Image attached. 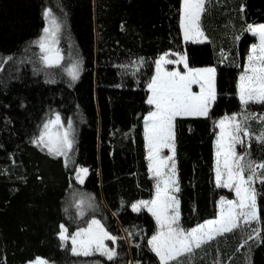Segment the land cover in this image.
Segmentation results:
<instances>
[{
	"label": "trees",
	"instance_id": "1",
	"mask_svg": "<svg viewBox=\"0 0 264 264\" xmlns=\"http://www.w3.org/2000/svg\"><path fill=\"white\" fill-rule=\"evenodd\" d=\"M49 9L61 24L63 59L54 68L44 66L36 45ZM181 9L182 0H0V60L6 61L0 63V264H159L147 243L155 219L131 207L155 194L143 122L151 110L147 85L163 54L185 55L189 68L216 69L209 116L175 121L180 227L214 218L219 198H232L215 182L216 123L242 111L236 83L253 41L246 29L264 24V0H210L201 18L207 39L197 44L184 41ZM73 65L75 81L68 74ZM248 110L264 113V105ZM56 114L66 125L71 120L75 132L74 163L67 167L33 143ZM251 145L264 159V144ZM79 167L89 170L82 185L75 180ZM255 188L260 223L204 245L191 264H264V184ZM91 219L119 238L108 241L114 260L73 256L69 244L62 246L61 224L71 234ZM257 227L259 241L248 239Z\"/></svg>",
	"mask_w": 264,
	"mask_h": 264
},
{
	"label": "snow or ice",
	"instance_id": "2",
	"mask_svg": "<svg viewBox=\"0 0 264 264\" xmlns=\"http://www.w3.org/2000/svg\"><path fill=\"white\" fill-rule=\"evenodd\" d=\"M210 0H182L180 27L185 42L203 43L207 39L201 27V18ZM44 18L49 26L43 29L44 35L37 42L40 60L47 68L59 67L63 56L57 47L61 24L53 17L52 11L45 10ZM247 32L258 43L253 42L246 55L236 84L237 96L241 105L240 113L225 115L216 123L219 135L216 137L215 182L217 187L227 188L235 193V199L221 197L218 214L196 227L185 230L180 227L179 200L174 193L179 192L177 166L175 161V121L177 118H207L211 106L215 103L216 69L214 67L192 69L188 67L185 55L175 54L176 59H169L165 54L155 61L156 74L147 85L150 95L147 103L151 111L144 118V133L147 144L149 178L154 180L155 196L151 200H141L132 205L133 211L146 209L155 219L156 232L147 241L150 249L159 259V264H191L195 252L218 237L234 232L242 226L260 223L255 183L264 184V161L257 162L250 158L251 142L264 144V130L253 135L248 122L255 120L264 124V114L249 111V104L264 105V24L247 25ZM236 39H240L239 36ZM225 59L227 56L221 53ZM11 59V58H9ZM6 61L0 60V63ZM166 64H183L184 71H167ZM72 81L79 77V66L68 69ZM197 85L199 92L192 86ZM55 128V130H53ZM37 146L46 148L54 157H63L65 166L74 163V145L76 143L72 121L67 126L59 114L43 124V130L33 140ZM237 145L245 148L243 153L236 151ZM168 149L171 155H163ZM88 168L75 169V180L83 184L88 175ZM94 199V198H92ZM85 200L75 203L76 215L84 216ZM91 206V205H89ZM259 227L251 228L248 239H260ZM119 238L111 235L97 219H91L87 226L80 227L69 234L61 224L59 240L62 246L70 242L73 256L90 257L101 255L112 261L117 252L105 241L116 244ZM243 247V245H241ZM35 264H48L37 259ZM95 264H100L99 261Z\"/></svg>",
	"mask_w": 264,
	"mask_h": 264
},
{
	"label": "rangeland",
	"instance_id": "3",
	"mask_svg": "<svg viewBox=\"0 0 264 264\" xmlns=\"http://www.w3.org/2000/svg\"><path fill=\"white\" fill-rule=\"evenodd\" d=\"M254 25H259V24H254ZM49 26V24H48V21L45 19V24H44V27H43V29L45 28V27H48ZM43 29H42V32H41V34H40V36H39V38L37 39V41H36V45H37V47H38V49H39V46H38V41L40 40V38L44 35V32H43ZM182 33H183V31H182ZM249 33V32H248ZM249 35L250 36H252L250 33H249ZM253 37V36H252ZM189 42H191V41H189ZM205 42H206V40H205ZM253 42H256V43H258V38H254L253 37V41L250 43V45H249V47H248V51L250 50V46H251V44L253 43ZM193 43V42H192ZM204 43V42H203ZM197 44V43H196ZM58 45H59V43H58ZM58 45H57V47H58ZM39 51H40V49H39ZM248 53V52H247ZM167 54H169L168 55V58L169 59H176V56L174 55V56H172L171 55V53H167ZM163 55H165V54H163ZM163 55H161V56H163ZM247 55V54H246ZM160 56V57H161ZM160 57H158L156 60H158ZM155 60V61H156ZM246 63V58H245V62H244V64ZM208 67H214V66H206V67H198V68H192V69H202V68H208ZM164 68H165V70H167V71H181V72H183L185 69H184V65L183 64H166V65H164ZM215 68V67H214ZM156 74V67H155V64H154V68H153V73H152V76H151V78L154 76ZM239 77V76H238ZM215 79H216V77H215ZM151 81V80H150ZM237 81H238V79H237ZM237 84V83H236ZM192 90L194 91V92H199V87L197 86V85H193L192 86ZM150 95V93L148 92V96ZM236 95H237V89H236ZM148 96H147V98H148ZM238 97V96H237ZM146 103H147V99H146ZM148 104V103H147ZM149 105V104H148ZM150 106V105H149ZM151 110H153L152 109V106H151ZM150 110V111H151ZM149 113V112H148ZM148 113L146 114V116L148 115ZM260 114H264V113H260ZM145 116V117H146ZM144 117V118H145ZM221 119H223V117L221 118ZM47 122V121H46ZM64 126L66 127L67 125L66 124H64ZM143 126H145L144 125V122H143ZM248 127H249V130H250V132L255 136V135H259V133L262 131V130H264V124H262V123H258L257 121H255V120H251V121H249L248 122ZM43 130V125H42V127H41V129H40V132ZM53 130H55V128H53ZM219 128H218V132H217V136L219 135ZM216 136V137H217ZM144 139H145V133H144ZM252 143V142H251ZM145 147H146V155H147V144H146V140H145ZM46 149V148H45ZM214 149H215V161H216V139H215V144H214ZM47 150V149H46ZM246 149L245 148H242L241 146H239V145H237V148H236V151L238 152V153H243L244 151H245ZM257 149L255 148V147H253L252 145H251V148L249 149V151H250V158L252 159V160H254V161H257V162H262V161H264V159H257L256 158V154H255V151H256ZM163 155H171V153L169 152V150L168 149H164L163 150ZM261 175H264V172H261L260 173ZM257 183H259V182H256L255 183V185L257 184ZM155 188V187H154ZM227 191H229V192H231L233 195H232V198H229V197H227V196H222V197H224V198H226V199H235V193L233 192V191H230L229 189H227V188H225ZM174 195H175V193H174ZM154 196H155V194H154ZM154 196L151 198V199H153L154 198ZM151 199H149V200H151ZM220 199H221V197L219 198V200H218V202H217V214H218V204H219V201H220ZM139 202V201H138ZM135 203H137V202H135ZM134 203V204H135ZM258 205V204H257ZM131 210H132V207H131ZM144 210H146V209H144ZM133 211V210H132ZM147 211V210H146ZM134 212H137V211H134ZM148 212V211H147ZM149 213V212H148ZM149 214H151V213H149ZM217 214H216V216H217ZM215 216V217H216ZM214 217V218H215ZM213 219V218H212ZM210 220V219H209ZM204 223V222H203ZM202 224V223H201ZM196 227V226H195ZM69 245H70V247H71V244H70V242L68 243ZM105 244L107 245V246H109L110 247V245H109V243H108V241H105ZM99 255V254H98ZM35 264V263H34ZM49 264V263H48Z\"/></svg>",
	"mask_w": 264,
	"mask_h": 264
}]
</instances>
